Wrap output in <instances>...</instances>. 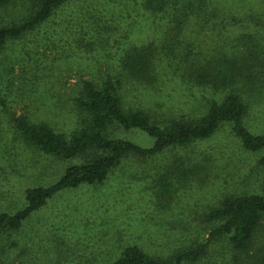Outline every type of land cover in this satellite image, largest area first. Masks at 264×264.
<instances>
[{"label": "rangeland", "instance_id": "obj_1", "mask_svg": "<svg viewBox=\"0 0 264 264\" xmlns=\"http://www.w3.org/2000/svg\"><path fill=\"white\" fill-rule=\"evenodd\" d=\"M86 1L92 0L68 2L41 31L9 42L0 54V89L7 96L6 104L0 105V209L24 207L26 189L54 182L68 163L29 145L17 128L18 116L26 114L33 122L71 129L77 118L71 97L79 82L107 74L121 75V94L127 104L140 100L159 118L172 111L186 113L190 91L189 78L182 76L181 63L188 58L184 53L194 43L195 57L203 60L199 49L208 48L206 42L222 27L213 26L210 12L200 13L197 6L189 18V10L183 7L189 6V0H96V6L104 8L96 11L104 22L103 35L109 38L112 29L128 28L130 33L121 42L141 43L143 49L154 51L149 60L157 68L158 79L155 85L142 84L122 68L124 49L113 42L100 47L85 39L87 47L81 44L80 34L75 33L78 27L68 19L89 17L93 8L88 9ZM149 1H171L172 5L155 18V7H146ZM220 1L208 0L211 13ZM243 5L242 12L251 5L263 6L257 0ZM30 8V0H11L0 7V22L20 21ZM118 16L121 24L116 22ZM256 102H251L250 125L264 124V111L255 113L261 109ZM127 136L144 146L153 144L143 131ZM257 159L258 155L240 147L230 125L206 140L154 157L130 154L104 183L63 191L23 229L0 234V264H97L130 243H140L162 256L192 247L209 235L213 226L206 214L224 195L260 186L263 170ZM165 183L172 184L169 192ZM34 225H40L39 229ZM229 248L225 242L214 241L200 260L188 264H264V220L248 254H230Z\"/></svg>", "mask_w": 264, "mask_h": 264}, {"label": "trees", "instance_id": "obj_2", "mask_svg": "<svg viewBox=\"0 0 264 264\" xmlns=\"http://www.w3.org/2000/svg\"><path fill=\"white\" fill-rule=\"evenodd\" d=\"M10 1L0 0V7ZM71 1L30 0L31 8L26 17L20 21H1L0 54L9 42L26 33L41 31L58 9ZM95 1H86L88 9L93 8L89 17L83 14L78 17L79 21L74 16L68 19L78 27L75 33L80 34L81 44L87 47L92 40L88 44L105 47L106 42H113L114 47L124 49L120 61L125 72L138 83L155 85L157 68L149 60L154 51L143 49L139 46L141 43L121 42L123 36L130 33L128 28L118 29L117 26V32L112 29L109 38L103 35L100 27L104 22L96 11H104V8L96 6ZM245 1L248 0L237 4L235 0H222L213 6V13L208 9V0H201L199 5L189 0V6L183 5L189 10V18L195 9L200 13L210 12L208 19H214L213 26H222L206 42L208 48L199 49L203 60L195 57L194 43L189 44V54L184 53L188 58L181 63L182 76L189 78L190 91L186 113L178 115L172 111L159 118L146 110L140 100L127 104L121 94V75L107 74L79 82L71 97L77 109L76 124L71 129H59L47 121L33 122L26 114L18 116L17 128L29 145L68 163L54 182L27 188L24 207L9 205L0 209V234L23 229L34 214L63 191L84 184L104 183L111 171L130 154L154 157L171 148L188 147L206 140L221 127L230 125L240 147L258 155L257 164L263 170L260 186L248 192L224 195L206 214L213 227L203 242L166 256L152 254L140 243H130L97 264H188L200 260L214 241L228 244L230 254L231 251L248 254L264 220V124L250 125L248 119L251 102L257 101L261 106L255 113L264 111V0H257L262 7L251 5L242 12ZM171 5V1H149L146 7H155L156 18L169 11ZM116 19L120 23V16ZM85 39L88 42L85 43ZM6 98L0 95V105L6 104ZM133 131L145 132L153 138V144L144 146L128 137L127 133ZM165 186L169 192L172 184L165 183ZM39 226L34 225V228L38 230Z\"/></svg>", "mask_w": 264, "mask_h": 264}]
</instances>
